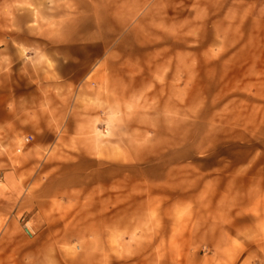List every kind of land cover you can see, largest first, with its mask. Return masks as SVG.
I'll list each match as a JSON object with an SVG mask.
<instances>
[{
  "label": "rangeland",
  "instance_id": "rangeland-1",
  "mask_svg": "<svg viewBox=\"0 0 264 264\" xmlns=\"http://www.w3.org/2000/svg\"><path fill=\"white\" fill-rule=\"evenodd\" d=\"M88 6L97 64L5 67L0 264H264V0H0V47Z\"/></svg>",
  "mask_w": 264,
  "mask_h": 264
},
{
  "label": "crops",
  "instance_id": "crops-1",
  "mask_svg": "<svg viewBox=\"0 0 264 264\" xmlns=\"http://www.w3.org/2000/svg\"><path fill=\"white\" fill-rule=\"evenodd\" d=\"M87 10L89 11L59 19L58 22L53 21V28L50 30L45 29V26L40 27L43 31H39L37 35L30 32L20 34L19 31L13 33L10 41L0 47V90H4L5 77L7 81L5 67L9 65L13 73L16 72L14 67H17L18 72L21 48L35 52L38 46L39 50L48 51V58L59 67L97 64L106 48L105 39L100 35L99 18L102 15H97L89 6ZM10 118L9 112L5 111L3 93L0 92V129L4 128V123Z\"/></svg>",
  "mask_w": 264,
  "mask_h": 264
},
{
  "label": "built area",
  "instance_id": "built-area-1",
  "mask_svg": "<svg viewBox=\"0 0 264 264\" xmlns=\"http://www.w3.org/2000/svg\"><path fill=\"white\" fill-rule=\"evenodd\" d=\"M30 233V232H29Z\"/></svg>",
  "mask_w": 264,
  "mask_h": 264
}]
</instances>
